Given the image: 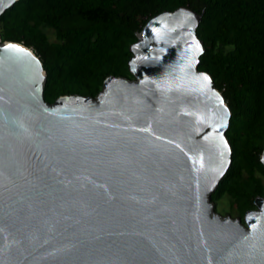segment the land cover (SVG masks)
Masks as SVG:
<instances>
[{"label": "water", "instance_id": "95a60500", "mask_svg": "<svg viewBox=\"0 0 264 264\" xmlns=\"http://www.w3.org/2000/svg\"><path fill=\"white\" fill-rule=\"evenodd\" d=\"M204 9L143 18L128 77L51 102L33 49L0 38V264H264V195L239 216L212 201L232 116L197 68Z\"/></svg>", "mask_w": 264, "mask_h": 264}, {"label": "trees", "instance_id": "16d2710c", "mask_svg": "<svg viewBox=\"0 0 264 264\" xmlns=\"http://www.w3.org/2000/svg\"><path fill=\"white\" fill-rule=\"evenodd\" d=\"M179 4L205 8L195 28L203 44L197 68L209 73L232 116L225 131L232 175L212 201L225 198L239 216L264 195V171L255 162L264 140V0H16L0 18V38L39 57L47 102L67 93L92 96L105 76H127L125 47L143 18Z\"/></svg>", "mask_w": 264, "mask_h": 264}, {"label": "rangeland", "instance_id": "374dc122", "mask_svg": "<svg viewBox=\"0 0 264 264\" xmlns=\"http://www.w3.org/2000/svg\"><path fill=\"white\" fill-rule=\"evenodd\" d=\"M224 199L225 198H222V199L219 198L213 201L214 209L220 214L228 213L231 216H236L235 209L230 207Z\"/></svg>", "mask_w": 264, "mask_h": 264}, {"label": "snow or ice", "instance_id": "6c2138e0", "mask_svg": "<svg viewBox=\"0 0 264 264\" xmlns=\"http://www.w3.org/2000/svg\"><path fill=\"white\" fill-rule=\"evenodd\" d=\"M153 31H156V29H153ZM5 47L10 48V49H16L17 51H20V52L25 51L24 49L20 48L18 45H14V44L6 45ZM204 79L208 80L209 78L205 76ZM221 103H223V101H221ZM225 147H227L226 142H225ZM249 219H251V217H249ZM253 227H255V225H253Z\"/></svg>", "mask_w": 264, "mask_h": 264}]
</instances>
